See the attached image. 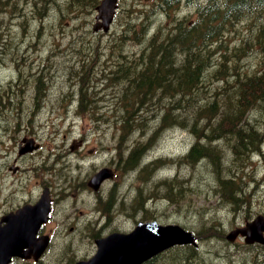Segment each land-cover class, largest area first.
Returning a JSON list of instances; mask_svg holds the SVG:
<instances>
[{
	"label": "rangeland",
	"instance_id": "374dc122",
	"mask_svg": "<svg viewBox=\"0 0 264 264\" xmlns=\"http://www.w3.org/2000/svg\"><path fill=\"white\" fill-rule=\"evenodd\" d=\"M34 1L11 0L9 6H0V31L9 29L12 32L11 37L0 42V73L8 71L0 78V92L6 88L15 90L19 76L26 78L31 68L38 72L41 70L44 77L51 79V85L44 91L47 104L40 106L35 101H26L22 109L17 99H32L34 95L30 78L24 82L25 92L19 86L20 95L13 97L12 102L0 101V216L24 203H34L42 189L49 186L53 210L42 232L49 233L52 240L41 260L16 258L12 264H73L95 253L97 237L112 230L129 231L145 217H154L162 223H178L196 232L199 236L198 256L191 257L189 261L199 260L200 264L260 263L264 259V245H248L241 236L234 241L218 236L208 238L206 229L202 230L211 220L217 219L220 229L227 235L245 223L246 207L234 211V205L219 203L218 191L214 188L216 176L207 163L189 165L181 160L180 155L189 149L196 137L189 127L167 125L147 143L153 133L150 130L157 127L161 118V114L154 110L159 108L158 105L141 106L145 131L137 128L130 135L131 140L146 146L142 164L128 170L121 166L124 164L121 151L124 152L123 147L129 145V140L120 142L118 130L124 107L117 93L114 95L117 89L115 82L109 79L110 76L101 82L100 77L107 67L119 68L120 60V63H125L129 58L133 59L130 55L146 44L149 34L169 29L173 11L181 18L184 13L193 11V6L187 0H179V4H173L166 10L158 7L159 4L155 5L154 0H123L111 29L93 31L96 5H78L87 9L74 14L66 6L76 0H58L61 9L51 3L44 10H41L42 3L46 5L47 0L42 3ZM21 19L28 37L35 31L40 32V39L34 40L33 48L27 43L22 44L17 34L21 31ZM143 21L147 27H141ZM131 22H134L135 29L130 26ZM143 30L146 38L138 41L135 35L141 36ZM230 30L229 45L214 53L216 65L219 56L226 50L233 51L236 45L233 42L245 36L242 25L236 30L233 26ZM21 46L26 47L23 52L29 51L26 55L36 67L22 66L18 76L19 67L17 74H13L1 64L3 59L8 61L11 56L18 65V57L15 56L22 51L18 49ZM47 48L49 50L41 66L38 53ZM256 60H260L258 54L244 58L240 64L244 62V66L251 67ZM91 63L95 65L94 69L90 68ZM83 66L88 68L85 73L81 72ZM84 74L89 80L76 83ZM210 80L215 87L220 86V78L212 75ZM94 82L99 85L86 87V84ZM159 106L162 107L160 103ZM64 107L70 115L57 118L60 114L58 109ZM25 109L39 114H26ZM78 109L80 115H77ZM20 113H24L23 117ZM254 114L251 117L264 130V111ZM24 136L37 138L41 146L22 158L20 163L15 162L19 167L13 170L11 164L16 155L10 161L9 156H3L4 150L17 151ZM219 144L228 148L226 142ZM224 154L230 159L228 165L238 167L239 163L227 155V151ZM153 160L158 162L146 165ZM106 166L112 167L118 176L104 180L101 187L94 190L88 185V180ZM239 166L246 175L244 181L250 194L249 210L253 217L264 212V150L252 154L250 164L248 161ZM184 176L187 177L185 180ZM175 177L179 180L169 194L177 193V197H181L178 202L166 196L168 184L164 182ZM110 199L111 204L107 208ZM141 199L144 200L142 206Z\"/></svg>",
	"mask_w": 264,
	"mask_h": 264
},
{
	"label": "trees",
	"instance_id": "16d2710c",
	"mask_svg": "<svg viewBox=\"0 0 264 264\" xmlns=\"http://www.w3.org/2000/svg\"><path fill=\"white\" fill-rule=\"evenodd\" d=\"M99 1L76 0L68 3L66 7L75 14L79 10L87 9L78 5L90 4L94 7ZM154 1L155 5L159 4L158 7L166 10L173 4H179V0ZM10 2L11 0H0V6L5 8ZM42 2L45 1L39 0L38 3ZM46 2V5L42 3L41 10L49 7L51 3L60 9L62 7L58 0ZM187 2L193 6V11L184 13L181 18L173 11L169 29L149 34L146 44L135 54L130 55L134 57L133 59L129 58L130 61L128 59L125 63H120V60L119 68L107 67V71H103L100 77L101 82L109 76V79L115 82L117 89L114 95L117 93L124 107L118 130L120 142L129 140V145L123 147L124 152L121 151L124 156V164L121 163V166L128 170L136 169L142 164V154L146 146L131 140L130 135L134 134L133 131L137 128H141L139 129L141 132L145 131L143 121L145 116L140 115L141 106L158 105L159 108L154 110L161 114V118L157 127L150 130L153 133L147 143L167 125L189 127L196 137L184 155L180 156L181 160L189 165L207 163L216 176L214 188L218 191L216 196L219 203L234 205V211L245 206L249 219L252 217L249 210L251 198L246 191L244 181L246 175L241 172L239 164L244 165L248 161L250 164L252 154L263 152L264 130L251 116L255 115V112L264 111V0H187ZM193 12L195 14L191 16ZM21 24V31L17 34L23 38L22 44L27 43L33 48L34 40L40 39V32L35 31L31 36H25L27 29L24 27V21ZM130 24L135 29L134 22ZM240 25L244 27L245 36L235 40L234 50L224 51L216 65L214 53L229 45L228 41L232 35L230 28L234 26L236 30ZM144 26L147 27L145 21L141 23V27ZM141 32V36L135 35L138 41L146 38L145 31ZM11 36L12 32L9 29L0 31V42ZM255 54L260 56V60H256L254 66H244V62L240 64L241 60ZM107 60H110L109 57ZM2 63L9 65L10 62L3 59ZM93 63L89 66L93 67ZM86 69L88 68L83 66L81 72L85 73ZM40 75L38 88L44 95L48 84L45 82L46 79L44 81V75ZM212 75L220 78V86L215 87V84L211 83ZM86 80L87 74H84L76 83L82 84ZM48 83L50 84V81ZM90 84L99 85L94 82L86 86L89 87ZM219 142H226L228 148L226 145L221 146ZM225 151L239 163L238 167L232 168L228 165L230 159L225 156ZM157 162L158 160H153L146 165ZM177 178L172 181L164 180L168 184L166 196L174 202L181 199L175 192L169 194L174 190L179 180ZM186 178L184 176V180ZM111 200L107 202V208ZM142 201L144 200L141 199L140 206ZM219 224L217 219H213L202 230L206 229L208 238L215 236L223 238L225 234ZM184 249H188V252H184ZM196 251L194 246L176 245L142 264H192L193 261L189 259L197 256Z\"/></svg>",
	"mask_w": 264,
	"mask_h": 264
},
{
	"label": "water",
	"instance_id": "95a60500",
	"mask_svg": "<svg viewBox=\"0 0 264 264\" xmlns=\"http://www.w3.org/2000/svg\"><path fill=\"white\" fill-rule=\"evenodd\" d=\"M118 0H102L97 6L100 26L108 30ZM98 26L95 25V29ZM20 154L32 151L39 145L33 138H24ZM108 168L95 173L89 185L98 189L102 181L110 177ZM51 199L45 188L40 199L27 203L0 218V264H10L14 258L39 260L50 244L49 234H39L42 225L50 218ZM243 236L246 243L264 244V213L238 226L227 234L229 240ZM97 250L87 259L74 264H142L163 251L184 244L198 245L197 235L178 223H161L158 220L140 221L128 232L113 231L96 240Z\"/></svg>",
	"mask_w": 264,
	"mask_h": 264
},
{
	"label": "flooded vegetation",
	"instance_id": "af4514ba",
	"mask_svg": "<svg viewBox=\"0 0 264 264\" xmlns=\"http://www.w3.org/2000/svg\"><path fill=\"white\" fill-rule=\"evenodd\" d=\"M133 1H136V0H133ZM117 14H118V10H117V12L115 14V18L117 16ZM25 36H26V34H25ZM22 42H23V38H21V43ZM25 48L26 47H23V46H21L20 48H18V49H21L22 50L19 55L15 56V57H18V60H17L18 65H17V63L15 61L12 60V57L11 56L8 58V61H6V62H10L9 65H6V64L3 65L4 63H2L1 65L8 67L9 70H10V72H13V74H17V70H18V67H19L18 76H19V73L22 71V66H24L25 68H28V67H36V66L33 65L32 61L29 60L28 59V56L26 55V53L28 54L29 51L23 52ZM38 54H39V61L42 63V59H44V56L41 55V53H38ZM29 61H31V64H29ZM33 62L36 65H38L37 67L40 66L38 64L37 60L34 59ZM42 64H41V66H42ZM2 74L7 75L8 74V71L1 72L0 73V78H2ZM40 74H42L41 73V70L38 72L36 69L31 68L30 69V74L27 73V77L26 78H24L22 76H19V81L16 84L17 87L15 88V90L6 88L5 91L0 92V101H9V102H12L13 101V97H16L17 98V96L20 95L19 86L24 90L25 87H26L25 84H24V82L27 81L28 78H30V81L32 83L33 92H34V95H33V97H32L31 100L32 101H35V102L44 101L45 98H46V96H45L46 95L45 94L46 92L43 95L42 92L38 88V83H39L38 77L41 76ZM45 79H46V81H45ZM44 81L48 84V86L51 85V79L44 77ZM49 81H50V84L48 83ZM24 92H25V90H24ZM17 100L20 103H24V102L28 101L29 98H27V97H21V98H19ZM21 159L22 158H15L14 159V162L16 161V162L20 163L22 161ZM184 246H189V245H184ZM194 247H196V249H197L198 246H194ZM192 264H200V261L199 260H197V262L196 261L195 262L193 261ZM257 264H264V259L260 260V263H257Z\"/></svg>",
	"mask_w": 264,
	"mask_h": 264
},
{
	"label": "bare ground",
	"instance_id": "6f19581e",
	"mask_svg": "<svg viewBox=\"0 0 264 264\" xmlns=\"http://www.w3.org/2000/svg\"><path fill=\"white\" fill-rule=\"evenodd\" d=\"M61 12H62V11H61ZM100 54H101V53H100ZM100 54H98V55H100ZM98 55H97V56H98ZM107 58H108V57H107ZM97 61H99V60L97 59ZM94 66H95V65H93V67H90V68H91V69H94ZM138 67H139V66H138ZM91 69H90V70H91ZM106 71H107V70H106ZM106 71H105V72H106ZM87 77H88V76H87ZM80 79H82V77H80ZM87 80H89V79H87ZM90 80H91V79H90ZM85 82H86V81H85ZM86 85H87V84H86ZM86 87H87V86H86ZM86 87H85V88H86ZM79 91H80V88H79ZM80 92H81V91H80ZM158 95H159V94H158ZM79 97H80V96H78V99H79ZM83 102H84V101H83ZM197 256H198V255H197Z\"/></svg>",
	"mask_w": 264,
	"mask_h": 264
}]
</instances>
